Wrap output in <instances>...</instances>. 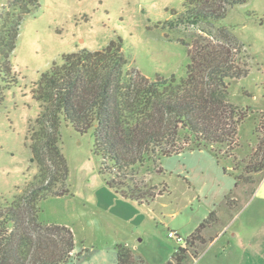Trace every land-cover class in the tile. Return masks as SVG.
I'll return each mask as SVG.
<instances>
[{
	"label": "rangeland",
	"instance_id": "374dc122",
	"mask_svg": "<svg viewBox=\"0 0 264 264\" xmlns=\"http://www.w3.org/2000/svg\"><path fill=\"white\" fill-rule=\"evenodd\" d=\"M21 23L12 63L16 86L0 101V200L11 202L38 175L31 161L29 129L35 127L40 103L33 84L65 53L98 50L121 37L133 64L151 79L186 76L189 50L198 45L230 48L249 74L230 81V100L247 107L239 127L238 145L231 153L217 147L185 151L149 161L139 179L163 194L143 204L115 193L99 174L100 158L93 154L94 135L61 127L62 151L67 158L72 196L49 197L41 202V220L66 224L76 238L77 258L65 264H90V259L115 263L111 244L131 241L145 264H158L176 241L171 228L185 230L223 206L232 197L236 176L259 146L264 124V0H247L230 7L218 22L197 25L172 23L183 11L184 0H38ZM14 0H0V13L12 10ZM247 183L251 186L256 183ZM168 186V187H167ZM248 194L238 201L242 206ZM98 201V203H97ZM235 201V200H234ZM109 244L108 254L104 251ZM84 246L89 251L84 250ZM84 250V253H83ZM195 253L196 249H190ZM199 250V249H198ZM77 255V254H75Z\"/></svg>",
	"mask_w": 264,
	"mask_h": 264
},
{
	"label": "trees",
	"instance_id": "16d2710c",
	"mask_svg": "<svg viewBox=\"0 0 264 264\" xmlns=\"http://www.w3.org/2000/svg\"><path fill=\"white\" fill-rule=\"evenodd\" d=\"M14 1L12 10L0 13V101L18 83L12 56L22 20L39 5L38 0ZM246 2L184 0L171 24L218 22L230 7ZM189 58L186 76L151 79L125 56L118 37L98 50L65 53L41 73L32 87L40 111L28 133L31 161L39 172L21 195L0 200V264H65L79 258L72 228L40 217L43 200L74 195L60 144L64 123L80 133L93 132L99 174L117 194L138 204L167 191L155 193L139 179V169L149 161L205 148L220 157L218 146L226 153L234 150L249 109L231 102L229 86L246 77L249 68L222 45H198L189 50ZM256 130L261 132L259 146L244 173L236 176V186L253 183V174L264 171V125ZM216 220L213 210L187 236L188 247H178L165 264H185L191 248L197 254L205 242L202 231ZM115 249L117 264L145 263L124 242Z\"/></svg>",
	"mask_w": 264,
	"mask_h": 264
},
{
	"label": "crops",
	"instance_id": "0c3cea01",
	"mask_svg": "<svg viewBox=\"0 0 264 264\" xmlns=\"http://www.w3.org/2000/svg\"><path fill=\"white\" fill-rule=\"evenodd\" d=\"M255 174L257 178L253 186L249 184L237 186L238 189L232 197L233 201L228 202L225 198L224 205L214 209L217 213V220L202 231L205 242L197 254H193L189 250L190 257L185 264H264V171ZM245 193L248 194L246 200L239 207L238 201L244 197ZM72 197H75V193ZM206 217L185 230L186 237L191 235ZM170 230L181 233L178 228ZM119 242L111 244V248L115 252L114 264H117L115 246ZM124 243L135 251L131 241ZM108 247L107 243L104 249L106 254H108ZM176 247L177 245L174 243L168 254L159 259L158 264H165L171 259ZM84 250L88 252L89 248L84 246ZM79 253H76L75 247L74 254ZM142 258L145 260L144 257ZM89 263L104 264L105 262L90 259Z\"/></svg>",
	"mask_w": 264,
	"mask_h": 264
},
{
	"label": "built area",
	"instance_id": "2783aa9c",
	"mask_svg": "<svg viewBox=\"0 0 264 264\" xmlns=\"http://www.w3.org/2000/svg\"><path fill=\"white\" fill-rule=\"evenodd\" d=\"M168 237L176 241L177 247H188L186 238L175 230H169Z\"/></svg>",
	"mask_w": 264,
	"mask_h": 264
}]
</instances>
